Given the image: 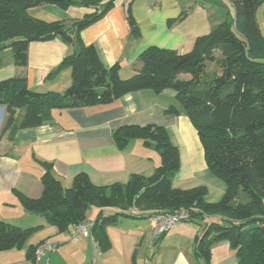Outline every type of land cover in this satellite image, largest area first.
Wrapping results in <instances>:
<instances>
[{
	"label": "trees",
	"instance_id": "trees-1",
	"mask_svg": "<svg viewBox=\"0 0 264 264\" xmlns=\"http://www.w3.org/2000/svg\"><path fill=\"white\" fill-rule=\"evenodd\" d=\"M116 1L0 0V50L11 49L16 67L27 65L28 46L33 42L58 38L74 48L57 69L69 68L71 72V84L63 94L32 92L22 77L0 82V107L6 113L3 130L12 137L21 128L49 122L53 110L107 105L143 90L155 94L172 90L176 104L197 133L208 170L226 185V192L220 201L210 203L204 187L173 189L178 153L166 129L125 126L114 132V140L122 147L138 139L156 150L160 166L153 175H132L124 184L95 186L86 175L79 174L64 189L46 166L42 195L36 200L21 198L24 211L41 216L64 233L81 225L91 207L99 210L93 229L101 234L97 242L101 250L109 246L103 227L114 224L117 215L135 217V213H126L132 207L148 216L188 211L189 222L205 225L196 246L203 264H209L211 247L220 240L229 243L236 264H264V37L255 23L264 0H217L228 14V4L234 8L233 18L198 38L187 53L147 47L138 57L139 71L124 80L118 77L116 67L106 69L94 48L79 37ZM46 4L62 8L87 5L93 12L69 28L28 16L27 10ZM132 30L135 36L134 26ZM214 52L219 53L218 59ZM213 62L219 72L205 81L206 66ZM180 75L189 79L180 81ZM19 109L23 114L18 120ZM166 113L177 115L178 111L171 106ZM103 210L114 213L104 217ZM39 229H20L0 222V251L23 248ZM37 246L29 247L28 258H34Z\"/></svg>",
	"mask_w": 264,
	"mask_h": 264
},
{
	"label": "crops",
	"instance_id": "crops-1",
	"mask_svg": "<svg viewBox=\"0 0 264 264\" xmlns=\"http://www.w3.org/2000/svg\"><path fill=\"white\" fill-rule=\"evenodd\" d=\"M217 0H117L102 18L79 33L85 45H91L102 65L116 67L120 79H128L141 67L139 55L150 46L189 52L195 41L208 35L223 22V15L212 9ZM230 5V4H228ZM85 6L62 8L46 4L27 10L29 17L45 23L60 22L69 28L74 21L90 15ZM132 26L136 29L133 35ZM74 48L58 38L30 43L27 65L16 67L10 48L0 50V82L22 77L28 90L45 94H63L71 84L69 68L58 67ZM52 73H55L51 75ZM187 81V75L177 77ZM175 107L177 115L168 114ZM23 110H17L20 119ZM5 109L0 107V222L27 229L39 226L21 249L0 251V264H203L196 254L205 225L193 222L175 225L160 238H154L151 216L137 213L117 215L114 224L103 233L109 246L101 250L100 232L93 229L99 210L82 223L86 236L73 241L75 228L60 233L38 215L24 211L20 199H39L41 178L46 166L64 189L84 174L95 186L124 184L132 175L150 177L160 166L158 152L134 139L119 147L114 132L125 126L154 125L166 129L178 153V171L172 188L190 190L204 187L205 199L215 203L226 192V185L207 168L197 133L183 110L176 104L174 92L155 94L143 90L124 95L107 104L83 109L53 110L51 120L41 126L21 128L10 137L3 130ZM103 210L105 217L113 214ZM47 241L55 245L39 261L27 257L29 247ZM209 264H236L235 253L225 240L214 243Z\"/></svg>",
	"mask_w": 264,
	"mask_h": 264
},
{
	"label": "built area",
	"instance_id": "built-area-1",
	"mask_svg": "<svg viewBox=\"0 0 264 264\" xmlns=\"http://www.w3.org/2000/svg\"><path fill=\"white\" fill-rule=\"evenodd\" d=\"M189 212L180 211L177 213H161L151 216V220L154 225V238H160L168 233L175 225L189 222ZM86 236V227L81 224L75 228V234L72 236V240L76 241L77 236ZM55 249V245L44 241L36 247L34 251V259L39 261L46 252H52ZM92 264H96L95 261Z\"/></svg>",
	"mask_w": 264,
	"mask_h": 264
},
{
	"label": "rangeland",
	"instance_id": "rangeland-1",
	"mask_svg": "<svg viewBox=\"0 0 264 264\" xmlns=\"http://www.w3.org/2000/svg\"><path fill=\"white\" fill-rule=\"evenodd\" d=\"M216 7H214L212 9V11L218 15H223L224 17V21L225 20H230V18H233L234 17V8L231 6V5H228V12L229 14L227 13V9L225 8V6H223L220 2H216L215 3ZM263 9H264V6H262L261 8H259L255 14V23H256V26L257 28L259 29L261 35L264 37V17H263ZM214 56L216 59L219 58V53L218 52H214ZM219 72V67L218 65L213 62V63H209L207 64L206 66V75H205V78H203V80L207 81V80H210L212 78V75L213 74H216ZM96 209L91 207L88 212H87V218H92L93 216V213H95Z\"/></svg>",
	"mask_w": 264,
	"mask_h": 264
},
{
	"label": "water",
	"instance_id": "water-1",
	"mask_svg": "<svg viewBox=\"0 0 264 264\" xmlns=\"http://www.w3.org/2000/svg\"><path fill=\"white\" fill-rule=\"evenodd\" d=\"M54 2L60 1V0H53Z\"/></svg>",
	"mask_w": 264,
	"mask_h": 264
}]
</instances>
